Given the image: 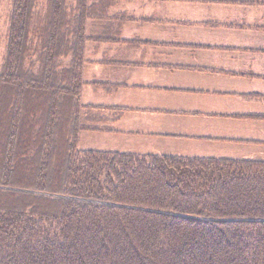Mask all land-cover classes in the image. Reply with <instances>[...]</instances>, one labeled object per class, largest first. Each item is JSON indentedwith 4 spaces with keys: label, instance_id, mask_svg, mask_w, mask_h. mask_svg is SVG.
<instances>
[{
    "label": "trees",
    "instance_id": "1",
    "mask_svg": "<svg viewBox=\"0 0 264 264\" xmlns=\"http://www.w3.org/2000/svg\"><path fill=\"white\" fill-rule=\"evenodd\" d=\"M88 0H9L0 264H264V160L85 149Z\"/></svg>",
    "mask_w": 264,
    "mask_h": 264
},
{
    "label": "crops",
    "instance_id": "2",
    "mask_svg": "<svg viewBox=\"0 0 264 264\" xmlns=\"http://www.w3.org/2000/svg\"><path fill=\"white\" fill-rule=\"evenodd\" d=\"M85 149L264 160V0H88Z\"/></svg>",
    "mask_w": 264,
    "mask_h": 264
},
{
    "label": "rangeland",
    "instance_id": "3",
    "mask_svg": "<svg viewBox=\"0 0 264 264\" xmlns=\"http://www.w3.org/2000/svg\"><path fill=\"white\" fill-rule=\"evenodd\" d=\"M8 6L9 0H0V61L2 59L6 42V30L8 27ZM82 133L83 132L80 134Z\"/></svg>",
    "mask_w": 264,
    "mask_h": 264
}]
</instances>
